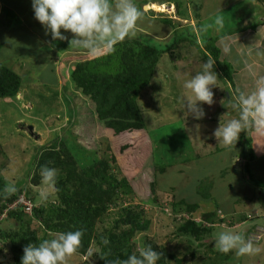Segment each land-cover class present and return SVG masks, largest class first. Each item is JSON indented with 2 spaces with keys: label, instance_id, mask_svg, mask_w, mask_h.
Listing matches in <instances>:
<instances>
[{
  "label": "rangeland",
  "instance_id": "rangeland-1",
  "mask_svg": "<svg viewBox=\"0 0 264 264\" xmlns=\"http://www.w3.org/2000/svg\"><path fill=\"white\" fill-rule=\"evenodd\" d=\"M144 1L167 3L155 4L158 9L146 7L154 5L143 8L144 16L133 40L160 50L171 49L161 55L152 80L138 97L137 106L144 130L139 134H127L126 141H132L133 144L130 149L127 144L120 147V154L114 152L113 140L105 131L103 123L95 119L92 106L74 89L70 80L69 75L75 64L94 56L70 48L68 41L52 40L43 25L42 28L36 26L34 10L32 17L26 15L22 22L16 16L12 17V27L29 21L37 33L26 32L25 37L18 35L20 38L14 41L19 40L21 43L13 46V49L9 48L12 45L1 47L5 49V54H13L10 61L21 78L22 89L14 99H0V188L5 183H14L25 196L35 198L34 204L37 206L47 207L48 203H57L56 184L60 171L57 169L54 185H44L34 163V158L43 149L55 143L58 148L69 149L78 171L80 167L93 163H106L115 168L113 173L117 179L131 178L130 183L142 192L149 190V184L154 182L155 200L150 196L145 202L141 197L143 194H130L123 202L115 200L95 226L96 236H104L108 240V232L112 231L121 207H137L134 210H142L150 224L146 232H135L129 240L132 254L137 255L151 246L162 253L157 264L162 259L165 264H176V260H180L181 264H264V251L256 254L259 258L255 255L237 257L234 252L223 254L215 248L216 236L222 231L233 229L247 239V235L252 237L253 225L264 229V206L261 207L264 205V189H261L264 183V160L257 157L258 150L252 148L253 159L247 155L244 160L242 155L248 152L249 145L246 143L243 146L245 141L240 144L241 137L251 142L250 133L242 132L236 144L228 146L220 144L213 136L222 115H225V123L236 117L237 113L228 104L231 96H236L232 95L229 85L214 66L213 70L219 78L218 87L212 89L214 103L211 106L199 105L205 117L196 120L191 114L186 115L184 98L192 94L183 88L186 80L202 71V65L208 59L197 51L194 44L198 42L201 46L203 37L232 35L235 30L245 28L242 27L243 19L253 26L259 19L253 16L255 9L252 3L255 2ZM142 2L136 1L138 7L142 8ZM9 5H17L14 7L17 13L21 12L22 7L30 5L28 12L31 11L32 1L9 0L6 5L8 12ZM177 9L187 20L175 21ZM11 12L14 11L11 9ZM217 15L223 16L224 28L219 32L215 28L206 33L201 32V26L212 23ZM3 16H8V13ZM165 17L173 21L172 26L162 21ZM61 31L68 40L73 38L72 33ZM40 37L47 38V44L36 47ZM184 37L191 42L173 45ZM246 164L249 173L244 171ZM187 204L197 205L190 219L201 222L208 229L201 240L181 234L178 224L164 213V209L172 212L173 205H177V214L188 215L185 210ZM12 205L9 206L11 209ZM25 213L21 230L14 221L6 220L5 214L0 216V230L17 236L27 228L42 232L37 228L38 223L30 220L31 212ZM204 214L214 215L210 223L203 220ZM127 229L120 226L114 233L121 234ZM252 241L258 246L262 239L258 243L253 237ZM90 248L93 254L98 255L96 245ZM93 254L88 256L90 264L96 263ZM167 255H173L174 259H168ZM0 264H13L10 247L1 240ZM68 264H83V259L74 254Z\"/></svg>",
  "mask_w": 264,
  "mask_h": 264
},
{
  "label": "trees",
  "instance_id": "trees-1",
  "mask_svg": "<svg viewBox=\"0 0 264 264\" xmlns=\"http://www.w3.org/2000/svg\"><path fill=\"white\" fill-rule=\"evenodd\" d=\"M255 1L264 4V0ZM170 6L172 5L170 4ZM176 18L175 21L178 19L187 20L179 9H177ZM167 19L165 17L162 21L168 23V26H172L173 21ZM201 40V46L198 42L193 43L194 46H197V51L204 58H209V56L213 58L216 62L217 73L232 88L234 86L233 68L226 60L221 59L220 49L216 46L218 38L203 37ZM182 42L191 41L184 37L175 41L173 45ZM170 49L160 50L146 45L144 42L133 39L125 40L118 43L114 51L77 62L71 70L69 76L74 89L92 106L95 119L103 123L105 131L113 140V149L117 154H120V147L125 144L129 149L131 148L133 143L126 141L127 134H139L144 130V122L137 106V100L140 93L147 88L152 80L161 55ZM21 86L20 76L0 64V99H14L22 89ZM242 142H244L243 146L246 143L249 145L248 155L253 158L251 142L246 141L245 137H241L240 144ZM34 163L39 171L45 165L60 171L56 184L58 201L57 203H48L47 207L37 206L34 204L35 198H28L22 190H18L8 198H0V216L5 214L6 220L14 221L20 230L24 226L23 218L26 213L24 204L18 200L22 197L24 201L30 202L32 205L30 220L36 221L37 228L42 230L40 235L37 229L27 228L18 236L4 232L3 229L0 230V240L9 245L13 264H21L25 246L49 239V233L76 230L83 232L82 244L76 253L83 259V264H90L88 249L91 245H96L98 248V255L93 254L96 258L95 264H105L101 257H104L105 261H111L117 258L127 259L132 255L129 240L135 232H146L150 224L144 218L142 210L135 211L134 209H138L137 207H121V213L113 222L112 231L108 232L107 245L102 243L105 237L96 236L94 229L117 199L123 202L130 194L138 196L143 194L141 197L145 202H148L147 197L150 196L152 200H155L154 182L149 184V190L142 192L139 187L130 183L131 178L117 179L113 173L115 168L109 167L106 163H93L87 167H80L78 171L69 149L58 148L55 143L43 149L34 158ZM244 171L249 173L248 164L245 165ZM261 185L263 187L261 189H264V183ZM12 204L15 205L11 209L9 206ZM196 207L195 204H187L185 210L188 215L190 214V218L191 212ZM175 209H177V205H173L172 221L178 224L180 233L189 235L195 240H201L208 229L203 227L201 222H194L192 219L177 221L176 216L181 214H177ZM213 216L204 214L203 220L210 223ZM120 226L127 227V231L121 234L114 233V230ZM258 228V225H253L252 237L247 235V239L256 238L258 235L260 238L263 237L264 229L259 232L260 228ZM260 238L257 239L258 243ZM167 258L174 259L173 255H167ZM158 263L165 264L163 259ZM176 264H181V261L176 260Z\"/></svg>",
  "mask_w": 264,
  "mask_h": 264
},
{
  "label": "clouds",
  "instance_id": "clouds-1",
  "mask_svg": "<svg viewBox=\"0 0 264 264\" xmlns=\"http://www.w3.org/2000/svg\"><path fill=\"white\" fill-rule=\"evenodd\" d=\"M32 7L35 19L43 25L52 40L68 41L70 48L89 56L114 51L118 43L135 38L139 22L144 16L136 0H32ZM224 24L223 16L217 15L212 23L202 25L200 31L206 33L215 28L219 32L224 28ZM61 30L72 33L73 38L68 40ZM262 34L264 27L259 29V39L252 46L241 45L258 58H264ZM223 51L230 53L231 49L227 43H224ZM215 64L209 56L207 62L202 65V71L183 84V88L192 94L184 98L186 115L191 114L196 120L205 117V112L199 105L211 106L214 103L212 89L218 87L219 79L213 70ZM244 67L253 76L254 87L251 91H239L235 98L231 96L228 104L237 115L226 123L225 115H222L219 126L213 132V136L225 146L236 144L242 132H254L257 136L264 137V75L256 76L250 63L245 62ZM221 103L224 105L223 100ZM196 127L199 128V125ZM40 176L42 184L54 185L57 169L45 165L40 169ZM17 191L14 183H5L0 188V198H8ZM82 236L83 232L80 230L49 233V239L25 246L21 264H68L69 259L79 251ZM102 243L107 245L108 240L104 239ZM215 248L223 254L234 252L237 257L253 256L261 251L251 238L245 239L233 229L222 231L216 236ZM92 254V249L89 248L88 255ZM161 256V252L148 246L141 250L139 255L132 254L127 259H101L105 264H157Z\"/></svg>",
  "mask_w": 264,
  "mask_h": 264
},
{
  "label": "crops",
  "instance_id": "crops-1",
  "mask_svg": "<svg viewBox=\"0 0 264 264\" xmlns=\"http://www.w3.org/2000/svg\"><path fill=\"white\" fill-rule=\"evenodd\" d=\"M29 1L31 2L32 0H29ZM252 2H255V3H252V6H254L253 8L255 9L253 12L254 13L253 16L259 18L256 21V23H253V26H249L250 24L248 20L243 19L242 27H245V28L235 30L232 35L229 34L226 37L218 38L216 42V46L220 49L221 59L226 60L233 68L232 77H233L234 86L230 88V90H232L231 93L233 96H237L239 91H251L252 88L254 87V78L250 74V72L247 69H245L244 67L245 62L253 65V70L255 71L256 76L264 75V58L256 57L253 52H250L249 49L245 48V47L252 46V44L259 39L258 37L259 29L261 27H264V4H259L255 0ZM8 3H9V0H0V39H3L2 41H0V64L1 65L4 64L6 67L16 72L13 69L12 60L10 61L13 54L11 53L5 54L6 52L5 49L1 48L2 45H8V46L12 45L9 48L13 49V46H18L21 43L19 40H16L17 42L14 41L15 38H20L18 35L25 37L26 32H28L29 34H35L37 32L34 31L32 27V23L29 21L25 22L23 25L15 26V27H12L10 24V20L12 19V17H15V16L17 19L19 18L21 22L23 21V19H25L26 15H28V17H32L33 7L31 8V11H28V12L27 10L28 9L30 10V5L28 7H22L21 12L19 11L17 13L14 10V7H17V5L13 7L9 5L10 9L8 12L6 8V5H8ZM165 3L160 2V1H144L143 0L141 4V7H142L141 9L143 11V8L146 5H154L153 8L158 9L155 6V4L164 5ZM146 7L152 8V6H146ZM11 9L14 11L13 13L11 12ZM4 13L5 14L8 13V16H3ZM36 26L42 28V25L38 21L36 22ZM39 40H40L39 44L35 45L36 47H42L43 45L47 44V38L43 39L40 37ZM261 40L264 41V34L261 35ZM224 43H227L229 45L231 49L230 53H225L223 51ZM241 45L245 47H242ZM249 133L252 137L251 148L258 150L256 153V156L264 160V137H259L254 132H249ZM247 155H248V152L242 155L244 160L247 157ZM253 161L251 163H253ZM263 206L264 205L262 204L261 207ZM263 211H264V208H263ZM261 239L262 241L261 243H259L258 247L260 246L261 251H264V236L261 237ZM255 257L259 258L258 255H255Z\"/></svg>",
  "mask_w": 264,
  "mask_h": 264
},
{
  "label": "built area",
  "instance_id": "built-area-1",
  "mask_svg": "<svg viewBox=\"0 0 264 264\" xmlns=\"http://www.w3.org/2000/svg\"><path fill=\"white\" fill-rule=\"evenodd\" d=\"M18 202L24 204V206H25V212H31L32 205H31L30 202L24 201L22 197L18 200ZM14 205H15V204H13L12 207H13ZM10 208H11V207H10ZM164 213H165L167 216H169V217L172 218V214H171V212H169L168 210L164 209ZM182 219H183V220H191L190 217H189V215L182 214V215H177V216H176V220H177V221H179V222H180V221H183ZM258 229H259V228H258ZM259 230H261V229H259ZM258 238H259V235L256 236V239H258Z\"/></svg>",
  "mask_w": 264,
  "mask_h": 264
},
{
  "label": "bare ground",
  "instance_id": "bare-ground-1",
  "mask_svg": "<svg viewBox=\"0 0 264 264\" xmlns=\"http://www.w3.org/2000/svg\"><path fill=\"white\" fill-rule=\"evenodd\" d=\"M148 8V7H147ZM152 8H153V6H152Z\"/></svg>",
  "mask_w": 264,
  "mask_h": 264
}]
</instances>
